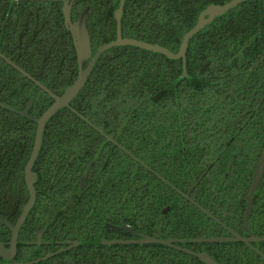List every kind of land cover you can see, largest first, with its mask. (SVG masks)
I'll use <instances>...</instances> for the list:
<instances>
[{"label":"flooded vegetation","instance_id":"af4514ba","mask_svg":"<svg viewBox=\"0 0 264 264\" xmlns=\"http://www.w3.org/2000/svg\"><path fill=\"white\" fill-rule=\"evenodd\" d=\"M64 1L10 0L15 6L19 4V9L7 10L5 20L8 37H0V53L19 67L27 65L25 56L34 46L30 38L38 39L43 45V34L47 29L53 41L60 43L65 40V43H69L65 68L73 58L77 64L72 36L64 22ZM129 2L132 4L129 7L131 11L139 9V0H123L120 34L122 37L139 39L124 34L122 30L125 8ZM120 3L121 0H68L72 22L86 10V28L92 55L104 44H98L99 39L107 37L104 40L111 41L116 38L115 12ZM255 28L262 30L259 26ZM257 35L262 41L261 47L257 45V48H262V57L255 58L253 64L260 66L264 64V35ZM18 42L23 47L27 46L25 52L16 48ZM249 75V82L240 84L239 95L236 91L232 93L230 84L226 89L219 90L218 96L210 104L206 105L203 93L198 92L192 105L182 107L185 111L184 115L181 114L184 120L182 144L185 145L182 150L186 154L178 157H172L171 128L159 132L153 125L143 128L136 133L138 139L133 142V146L128 147L130 132L121 128L123 124L112 131L96 125L115 141L92 127L101 135L104 147L109 146L114 154L94 153L89 157H74L71 161L52 157L53 175L60 183L56 185L58 188H53L57 196L53 198L55 202L50 204L51 208L41 195L49 192L53 185L45 177H40L44 171L36 169L37 157L32 166L37 175L34 205L39 200L38 204L42 206L41 219L35 228L26 225L24 230L27 215L19 229L15 254L11 259L0 257V264H77L87 251L93 252L101 246L132 244L159 245L166 253L169 250L177 251L192 260L197 259L198 264L206 263L196 253H205L218 264H264V161L259 180L255 182L257 167L264 157V68L250 71ZM185 78L191 79L187 73V52L186 76L181 79ZM52 92L59 95L63 91ZM191 94L194 95L193 92ZM47 95L52 99L51 104L53 98ZM235 99L240 100L237 105ZM222 100L224 103L218 104ZM171 110V107L167 110L168 121L173 119ZM206 119L210 120V126L204 133L203 123ZM204 140L210 148L199 147L204 144ZM162 146L165 147L166 157L160 152ZM28 158L22 170L27 192L25 202L29 195L24 179ZM41 163L44 167L47 161L41 160ZM64 169L66 171H62ZM43 174L48 176L47 171ZM254 183L251 210L246 220L248 197ZM0 216L8 224L0 222L6 229L0 232V242L9 248V226H13L17 218L12 222ZM123 225L129 226L132 231L121 229ZM141 235L167 240L170 244L103 242L112 239L137 240L141 239Z\"/></svg>","mask_w":264,"mask_h":264},{"label":"trees","instance_id":"16d2710c","mask_svg":"<svg viewBox=\"0 0 264 264\" xmlns=\"http://www.w3.org/2000/svg\"><path fill=\"white\" fill-rule=\"evenodd\" d=\"M227 1L139 0L138 11H131L129 7L132 4L129 2L130 5L126 4L125 8L122 30L126 35L176 51L183 34L192 27L200 10L207 4ZM18 6L11 4L10 0H0L2 39L8 37L7 10L19 9ZM111 26L114 29L113 23ZM255 26L262 30H256ZM257 34L264 35V0H245L219 16L189 42L187 73L191 79L178 78L182 73L180 60H169L162 54L130 45L113 47L96 62L72 107L106 131L123 124L121 128L130 132L128 147L133 146L138 139L136 133L143 128L153 125L157 132L171 128L172 157L186 154L182 150L185 146L181 132L184 128L181 114L185 113L182 107L192 105L198 92L203 93L205 104H210L218 96V91L230 84L232 93L236 91L239 95V86L249 80L250 71L264 68V64H253L255 58L262 57V48H257V45L261 47L262 41H259ZM43 35V45L31 36L34 46L25 56L27 65L21 67L52 91L61 93L72 83L77 64L73 58L65 68L69 43H65V40L60 43L53 41L47 29ZM105 38L99 39L98 44L109 41ZM16 48L25 52L27 46L23 47L18 42ZM253 53L254 56L250 55ZM29 100H32L29 113L33 116L41 115L52 101L46 93L0 59V101L23 109ZM239 101L235 99L236 105ZM223 103L224 100L218 104ZM169 107L173 114L171 121L167 119ZM209 126L210 120L206 119L203 123L204 133ZM35 130L33 120L0 106V215L12 222L26 200L22 170L31 153ZM104 145L97 131L66 108L58 110L49 119L35 164L39 172L42 169L48 173V176L40 173V177H45L53 185L45 195L40 194L47 204L55 202L53 198L57 193L53 188H58L56 185L60 183L53 175L52 157L71 161L74 157H89L94 153L114 154L109 146ZM145 147L149 148L148 145ZM199 147L210 148L205 140ZM161 149L160 152L166 157L165 147ZM41 160L47 161L44 167ZM38 201L23 225L24 230L26 225L35 228L41 219L42 206ZM3 231L6 229L0 224V232ZM154 246H158L157 249H153ZM154 246H101L93 252L87 251L77 264H198L197 259L192 260L174 250L166 253L159 245Z\"/></svg>","mask_w":264,"mask_h":264},{"label":"water","instance_id":"95a60500","mask_svg":"<svg viewBox=\"0 0 264 264\" xmlns=\"http://www.w3.org/2000/svg\"><path fill=\"white\" fill-rule=\"evenodd\" d=\"M244 1L245 0H229L222 4H215V3L208 4L200 12L197 22L189 30H187L184 33L180 41L178 49L176 51H171L168 48L163 47L159 44L146 42V41L139 40L136 38H128V37L121 36L120 23H121L122 5H123V0H121L120 6L115 12L116 26H117L116 38L114 40L105 42L104 44L99 46L97 50L95 51V53L92 55L90 36L86 28V10H83L80 13L78 19L72 22L70 19L71 5L68 4V0H65L64 5H63L64 22L72 36V40H73V44H74L76 56H77L78 73H77L76 79L72 83L67 85L64 88L63 92L59 95L54 94L40 81H38L37 79H35L34 77L26 73L21 67H19L14 62H12L10 59L5 57L2 53H0V57L4 59L9 65H11L21 74L25 75L31 82H33L36 86H38L41 90L45 91L47 94H49L53 98V102L38 117L33 116L29 113L32 100H29L27 102L23 110L16 109L0 101L1 107L6 108L10 111H13L14 113H17L19 115H22L28 119H31L36 123V130H35L33 146H32L29 158L26 162L25 171H24V179H25L26 187L29 193L28 199L23 205L21 212L15 221V224L13 226H9L11 230V239L9 242V248H6L4 243L0 242V257L1 258L11 259L13 255L15 254L19 229L24 223L25 218L27 217V215L29 214L31 208L33 207L35 203L36 190L34 188V184L37 180V175L32 170V166L41 148V144L43 140V132H44V129H45V126L48 120L51 117H53L58 110L67 108L74 114L78 115L81 119L86 121L95 130L99 131L103 136L107 137L109 140L115 141L112 136H108L106 133L100 130L95 124L88 121L83 115L79 114L71 106V102L81 92L82 88L84 87L89 77V74L92 71V68L95 65V62L100 57V55L104 53L106 50L111 49L113 47L130 45V46H134V47L144 49L147 51H151L154 53L162 54L170 60L180 59L182 61V74L179 77V79H181L182 77L186 76V52H187L188 43H189L190 38L194 34L198 33L204 26L210 24L214 18L225 14L227 11L236 7L237 5H239L240 3ZM84 63H86L85 67H84ZM263 161H264V157L260 165L257 167V173L255 175V182L259 180V176H260V173L263 167ZM255 184L256 183H254L253 188L251 189L249 197H248V206H247V212H246V217H245L246 220L251 210L252 194L255 189ZM0 222L2 224L8 225L7 222L1 216H0ZM120 228L126 229L128 231H132V229L127 225H123ZM103 242L106 244H125V243H128V244H131V243L170 244L169 243L170 241L156 239V238H153L150 236H144V235H141V239H137V240L136 239L134 240L112 239V240H105ZM196 255L202 260H204L206 264H218L214 259H212L210 256H208L205 253L203 254L196 253Z\"/></svg>","mask_w":264,"mask_h":264}]
</instances>
